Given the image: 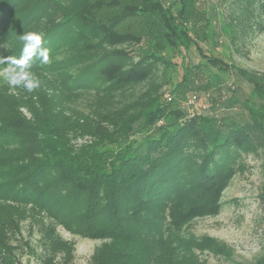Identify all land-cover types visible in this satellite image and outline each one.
<instances>
[{
    "label": "trees",
    "instance_id": "obj_1",
    "mask_svg": "<svg viewBox=\"0 0 264 264\" xmlns=\"http://www.w3.org/2000/svg\"><path fill=\"white\" fill-rule=\"evenodd\" d=\"M196 4L205 23L185 18L187 0L167 6L161 0H0L4 57L19 58V35L27 32L42 33L49 52L48 63L34 58L28 69L44 92L23 103L0 94V264H20L17 252L30 248L21 233L25 221L36 227L43 264H73L74 243L60 226L101 240L89 264H187L177 254L184 234L175 217L210 211L205 207L221 199L236 159L264 151V74L236 69L251 86L247 97L239 100L227 87L204 97L205 109L186 105L196 92L182 106L170 94L128 103L117 96L158 62H169V51L192 44L204 62L190 65L183 57L173 93L195 74L230 70L198 47L211 26ZM142 39L136 60L110 49ZM216 100L223 106L207 113ZM238 102L241 110L228 112ZM205 245L231 251L212 239ZM256 264H264V255Z\"/></svg>",
    "mask_w": 264,
    "mask_h": 264
},
{
    "label": "rangeland",
    "instance_id": "obj_2",
    "mask_svg": "<svg viewBox=\"0 0 264 264\" xmlns=\"http://www.w3.org/2000/svg\"><path fill=\"white\" fill-rule=\"evenodd\" d=\"M174 0H161L167 6ZM252 1L254 10L252 9ZM197 3V4H196ZM194 4L204 12L210 22L207 37L198 39V47L202 53L215 56L230 66L229 71H221L218 67L210 68L208 74H195L185 85H180L176 92L173 88L180 81L182 58L190 64L204 62L195 44L178 52L169 51V62H158L152 73L145 80L130 85L121 95L117 96L121 103H128L146 94L174 95L173 101L182 106L184 97L196 92L200 99L211 94H219L225 88L231 89L239 100L247 97L250 85L236 75V69L254 70L264 74V0H187L185 18L195 20L197 24L206 21L200 19ZM224 26L227 28L222 30ZM203 27H205L203 25ZM207 27V26H206ZM193 36H195L193 34ZM200 36L197 35L196 38ZM140 43L117 44L110 49H124L134 60L138 58L142 46ZM0 45V56H3ZM4 67L0 64V94L17 99L20 103L31 100L36 93L44 92L46 85L40 81L39 88L29 92L22 86L11 87L3 78ZM228 94L226 102L230 95ZM32 100H34L32 98ZM222 100L215 101L208 112L223 106ZM227 104V103H226ZM230 113L241 110L239 102L233 105ZM22 111L29 116L25 108ZM202 112V111H201ZM200 112V113H201ZM205 111L203 113H206ZM83 140L79 139L77 142ZM215 206H206L210 211H203L191 216L175 217L174 225L181 228L184 234L178 239L177 254L187 264H256V258L264 255V151H245L234 162L231 177L223 189L221 199ZM184 210L175 211L177 216ZM181 226V227H180ZM36 227L25 221L22 224L23 240L30 248L23 245L17 252L20 264H43L41 251L37 246ZM61 236L74 243L75 253L73 264H89V257L94 248L101 243L99 239L85 238L72 234L58 227ZM208 239L214 243H223L230 248L228 254H221L206 247Z\"/></svg>",
    "mask_w": 264,
    "mask_h": 264
},
{
    "label": "clouds",
    "instance_id": "obj_3",
    "mask_svg": "<svg viewBox=\"0 0 264 264\" xmlns=\"http://www.w3.org/2000/svg\"><path fill=\"white\" fill-rule=\"evenodd\" d=\"M22 43V52L19 58L0 56V64L8 67L3 69V78L11 87L22 86L31 92L40 86V81L28 71L34 58L41 60V63L49 62V52L42 47L43 35L40 32H27L19 35Z\"/></svg>",
    "mask_w": 264,
    "mask_h": 264
},
{
    "label": "built area",
    "instance_id": "obj_4",
    "mask_svg": "<svg viewBox=\"0 0 264 264\" xmlns=\"http://www.w3.org/2000/svg\"><path fill=\"white\" fill-rule=\"evenodd\" d=\"M224 95V94H223ZM165 97L167 98V99H170L169 98V96H168V94L167 95H165ZM195 104H198V105H200V107L203 109H205V108H208L209 107V102L207 101V100H201V99H199V97L197 96V94H193L192 96H190L189 98H188V100L186 101V105H195ZM189 112H190V114H192L193 113V109L192 108H189Z\"/></svg>",
    "mask_w": 264,
    "mask_h": 264
}]
</instances>
